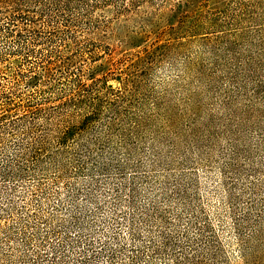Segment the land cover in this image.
<instances>
[{
	"label": "trees",
	"instance_id": "1",
	"mask_svg": "<svg viewBox=\"0 0 264 264\" xmlns=\"http://www.w3.org/2000/svg\"><path fill=\"white\" fill-rule=\"evenodd\" d=\"M149 2L0 0V264H229L194 177L140 173L150 72L181 40L218 32L216 9L186 25L188 3L178 1L169 38L137 53L115 87L80 66L108 55L110 26ZM225 157L226 212L243 264H253L264 249V174L247 169L240 184V154ZM53 185L62 194L51 195ZM28 186L58 197L55 223L27 209ZM107 204L113 230L99 236L95 217Z\"/></svg>",
	"mask_w": 264,
	"mask_h": 264
},
{
	"label": "rangeland",
	"instance_id": "2",
	"mask_svg": "<svg viewBox=\"0 0 264 264\" xmlns=\"http://www.w3.org/2000/svg\"><path fill=\"white\" fill-rule=\"evenodd\" d=\"M178 1L150 0L136 11H127L109 28L108 55L80 66L89 68L93 77L105 76L108 85L117 86V79L129 76L128 65L137 53L169 38L163 31L170 27ZM184 1L188 3L183 11L186 25L197 19L200 9L214 8L223 27L206 38L181 40L185 45L172 51L170 58L150 72L149 84L143 91L146 104L140 125L145 153L140 157V173H150L161 181L175 174L192 175L199 202L219 236L229 264H243L226 212L224 181L230 169L224 166L228 162L225 155L238 152L241 174L236 177L240 184L250 181L244 176L247 169L264 174V0ZM136 41L141 46H133ZM247 154L250 165L243 161ZM28 187L27 209L31 213L38 210L53 222L58 197L44 198L38 188ZM49 192L52 195L63 191L53 185ZM81 205L93 211L84 201ZM98 212L95 229L101 236L102 231L113 230L108 220L112 207L107 204ZM45 227L41 223L43 235ZM121 231L125 233L124 228ZM263 254L264 249L258 251L253 264H264Z\"/></svg>",
	"mask_w": 264,
	"mask_h": 264
}]
</instances>
